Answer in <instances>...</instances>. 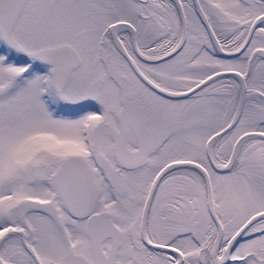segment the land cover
<instances>
[{"label":"snow or ice","instance_id":"6c2138e0","mask_svg":"<svg viewBox=\"0 0 264 264\" xmlns=\"http://www.w3.org/2000/svg\"><path fill=\"white\" fill-rule=\"evenodd\" d=\"M0 264H264V0H0Z\"/></svg>","mask_w":264,"mask_h":264}]
</instances>
